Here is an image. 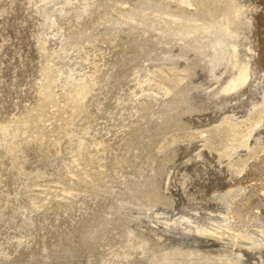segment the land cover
<instances>
[{
  "label": "rangeland",
  "instance_id": "obj_1",
  "mask_svg": "<svg viewBox=\"0 0 264 264\" xmlns=\"http://www.w3.org/2000/svg\"><path fill=\"white\" fill-rule=\"evenodd\" d=\"M252 178L264 0H0V264H264Z\"/></svg>",
  "mask_w": 264,
  "mask_h": 264
},
{
  "label": "bare ground",
  "instance_id": "obj_2",
  "mask_svg": "<svg viewBox=\"0 0 264 264\" xmlns=\"http://www.w3.org/2000/svg\"><path fill=\"white\" fill-rule=\"evenodd\" d=\"M230 74H232V73L230 72ZM253 176H257V173L253 174ZM250 182H253L254 186H256L259 191L262 192L264 190V181H260V180H257V179L255 180V178H252L247 183H250ZM233 211H234V214L231 212V216H233V218H234V216H237V213L235 212L234 209H233ZM236 220H238V216H237Z\"/></svg>",
  "mask_w": 264,
  "mask_h": 264
}]
</instances>
